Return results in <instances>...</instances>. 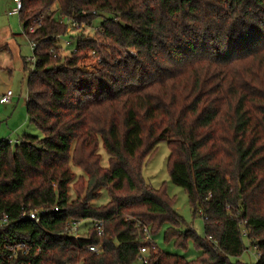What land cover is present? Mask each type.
I'll list each match as a JSON object with an SVG mask.
<instances>
[{"label":"trees","instance_id":"trees-1","mask_svg":"<svg viewBox=\"0 0 264 264\" xmlns=\"http://www.w3.org/2000/svg\"><path fill=\"white\" fill-rule=\"evenodd\" d=\"M22 4L23 31L45 15L26 35L37 44L27 114L42 137L24 131L16 141L0 140V219L9 223L0 228V264L18 263L6 260L5 244L21 239L41 247L37 263L137 264L143 226L154 234L164 224L166 240L193 241L200 255L190 261L149 241L151 264H248L239 260L244 233L260 252L254 264H264V0ZM60 15L91 23L103 17L100 39L70 33L75 51L63 55L55 38L66 35ZM87 49L104 56L95 71L79 68ZM164 140L170 180L204 217L203 236L184 228L165 185L155 189L142 175ZM102 189L108 204L94 205ZM58 206L39 224L22 217ZM75 219L104 220L103 237L93 229L80 239L64 234ZM93 243L102 245L99 253L87 250Z\"/></svg>","mask_w":264,"mask_h":264},{"label":"rangeland","instance_id":"rangeland-1","mask_svg":"<svg viewBox=\"0 0 264 264\" xmlns=\"http://www.w3.org/2000/svg\"><path fill=\"white\" fill-rule=\"evenodd\" d=\"M14 7L13 0H0V96L7 93L10 89L15 93L12 103L5 104L4 106L0 105V139L10 138L15 140L24 131L41 138V130H38L29 122L26 106V98L28 95L27 79L35 63L33 50L30 40L23 34V26L20 22L19 15H9V12ZM102 19L103 17H99L94 23L88 21L80 22L74 19L77 25L73 26V21H67V18L63 15L58 16L57 21L67 25L66 35L55 36L61 46L60 52L63 55H69L70 51L75 47L76 39L67 38L70 33H74L75 35L84 33L86 36L100 39L98 31L103 21ZM68 40H71L70 45L66 43ZM95 50L87 49V55L79 62V68L81 70L86 72L95 71L101 66L104 56ZM107 50L112 56L114 55L110 49ZM121 51L124 56L127 55L124 49ZM129 53L131 54L132 52ZM122 54L117 53L114 61H120L119 58ZM99 153L101 154L102 166L107 168L109 165V156L101 144ZM169 156L170 151L167 141L159 142L154 154L146 158L143 162L141 167L142 175L145 181L155 189L165 185L168 195L175 199L176 208L185 219L184 228H193L197 234L203 236L204 217L201 213L193 214L185 189L176 184H172L170 180L168 168ZM71 169L77 174H83V171L75 165L71 164ZM70 193L71 198H75L73 188H71ZM109 199L108 190L102 189L99 196L92 203L102 206L108 204ZM92 226V220L84 219L81 224V230L87 231ZM168 227L169 224H164L158 232L151 234L152 241H154L158 248L162 251L180 254L190 261L197 259L200 251L197 250L193 241H189L187 246L183 247L177 244L176 240H166L164 234ZM243 238L247 248L239 260L242 263L254 264L257 261V249L251 245L247 234L244 233Z\"/></svg>","mask_w":264,"mask_h":264},{"label":"built area","instance_id":"built-area-1","mask_svg":"<svg viewBox=\"0 0 264 264\" xmlns=\"http://www.w3.org/2000/svg\"><path fill=\"white\" fill-rule=\"evenodd\" d=\"M14 2V8L12 11L9 12L10 15H19L21 10L23 9V4L22 0H13ZM44 14L34 18L31 23L28 26V29L23 31L24 35L26 36L27 33L33 34L36 32V30L43 25V19H44ZM67 18V17H66ZM73 21L72 24L73 26L77 25L76 21L72 18H67V21ZM64 22V21H62ZM27 37V36H26ZM31 47L32 50L34 51L37 47V44L34 41H31ZM67 45H70L71 40L66 41ZM75 51V48L72 49ZM14 94L13 90H9L5 95L0 96V105L9 103L11 101V98ZM12 142V140H10ZM60 210V207H55V208H42V209H34L31 211H26L23 212L22 217L23 219L27 218L33 222L36 223H41L42 217L47 216L50 212H57ZM84 219L78 220L75 219L73 221H69L64 229V234L74 237L77 239L82 238L83 234H86L90 232L92 229L95 231V235L97 237H103L105 233V222L104 220L100 219H89L92 220L93 226L89 230H81V224ZM9 225L8 223V216L4 215L3 218L0 219V228L3 226ZM143 231L146 235L145 242L143 245L140 246L139 248V256L137 259V264H151L152 263V253L150 252L148 242L152 241V235L149 232V227L148 226H143ZM102 249L101 244H89L87 246V250L91 253H99ZM42 250L41 247L36 244L34 241L30 240H12L9 241V243L5 244V256L6 260L10 261H17V264H50L45 260V258L41 259L37 263V257L40 256ZM260 256V252L256 253L257 259Z\"/></svg>","mask_w":264,"mask_h":264},{"label":"crops","instance_id":"crops-1","mask_svg":"<svg viewBox=\"0 0 264 264\" xmlns=\"http://www.w3.org/2000/svg\"><path fill=\"white\" fill-rule=\"evenodd\" d=\"M10 15V14H9ZM5 95V94H4ZM14 96H15V93L13 94V96H12V98H11V101L9 102V103H12V101H13V99H14ZM27 99V98H26ZM9 103H5V104H9ZM5 104H2L3 106L5 105ZM28 116V115H27ZM16 131V130H15ZM2 139H6V138H1L0 140H2ZM8 139H10V138H8ZM10 140H14V139H10ZM17 139H15L14 141H16Z\"/></svg>","mask_w":264,"mask_h":264}]
</instances>
